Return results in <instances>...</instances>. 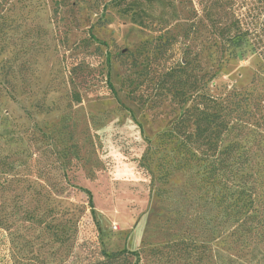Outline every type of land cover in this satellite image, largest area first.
<instances>
[{
	"label": "rangeland",
	"instance_id": "obj_1",
	"mask_svg": "<svg viewBox=\"0 0 264 264\" xmlns=\"http://www.w3.org/2000/svg\"><path fill=\"white\" fill-rule=\"evenodd\" d=\"M214 1L0 0V264H264V218L239 242L230 167L178 145L189 61L191 89L205 73L230 97L217 150L264 155L248 139L264 58L230 57L201 10Z\"/></svg>",
	"mask_w": 264,
	"mask_h": 264
},
{
	"label": "trees",
	"instance_id": "obj_2",
	"mask_svg": "<svg viewBox=\"0 0 264 264\" xmlns=\"http://www.w3.org/2000/svg\"><path fill=\"white\" fill-rule=\"evenodd\" d=\"M235 2L238 0H215L213 6L217 8L216 10L206 7L201 10L207 18L212 16L211 26L221 44L229 49L230 57L235 58L237 49L244 46L264 58V0H243L240 7L235 6ZM225 4L230 5L224 7ZM188 63L189 61H186L180 70L185 73L182 85L186 88L185 93H181L185 107L179 118L177 133L180 135V140L178 145L187 153H194L201 146L207 145L209 149L205 150H211V156L216 154L221 172L217 174L218 176L223 174L225 168L230 167L229 174L232 182L234 180H237L236 183L238 182L234 185L235 198L232 204L239 242H242L248 239V236L258 226L256 222L264 218V207L261 208L260 194L257 195V191L264 195V155L261 156V163L251 165L254 160L253 152L241 148L240 141H230L223 149L217 150L225 134L234 128V122L229 123V113L225 112L226 100L229 101L230 97L218 100L216 97L208 95L204 91L205 83L209 80V78L205 79V73L200 76L196 89H191L192 87L188 86L189 75L186 72ZM73 96H75V100H79L76 93ZM189 101L191 104L186 105ZM235 122L242 123L238 118H235ZM189 124L193 126L190 131L188 130ZM245 125V122L243 125L240 124L242 127ZM248 139L250 142L264 143V135L255 130L249 134ZM186 164L185 161L184 165ZM75 228V223H71L68 228L70 233H66V235L61 230L56 234V239L60 244L64 243L70 239ZM118 254L119 252L103 253L101 259L91 264H112Z\"/></svg>",
	"mask_w": 264,
	"mask_h": 264
}]
</instances>
